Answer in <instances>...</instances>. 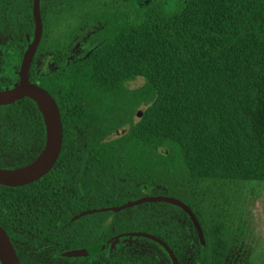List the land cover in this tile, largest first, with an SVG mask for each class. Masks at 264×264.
Segmentation results:
<instances>
[{
  "label": "trees",
  "instance_id": "trees-1",
  "mask_svg": "<svg viewBox=\"0 0 264 264\" xmlns=\"http://www.w3.org/2000/svg\"><path fill=\"white\" fill-rule=\"evenodd\" d=\"M31 3L0 0V89L17 81L20 60L5 61L1 44L18 43L21 58ZM39 9L29 80L55 99L63 137L39 179L0 184V224L20 264H60L92 240L106 242L105 264H172L152 236L179 264H224L245 182L264 179V0H40ZM137 76L143 83L127 88ZM44 135L33 99L0 105V167L30 162ZM144 194L185 202L203 246L177 205L109 209ZM92 207L105 209L72 219ZM116 235L144 244L110 250Z\"/></svg>",
  "mask_w": 264,
  "mask_h": 264
},
{
  "label": "water",
  "instance_id": "water-1",
  "mask_svg": "<svg viewBox=\"0 0 264 264\" xmlns=\"http://www.w3.org/2000/svg\"><path fill=\"white\" fill-rule=\"evenodd\" d=\"M31 12L33 19V32L31 39L28 35L27 46L21 56L19 68L17 71L18 79L12 86L0 89V105L10 104L20 98L28 97L33 99L40 111L44 125V143L39 153L28 163L17 168H1L0 167V184L7 186H19L30 183L39 179L42 175L54 165L61 150L62 145V122L60 119L59 107L53 96L41 85L29 80V67L38 46L42 34V20L39 9V0H32ZM141 113V109L136 112ZM138 112V115L140 113ZM121 128L117 133L121 134ZM145 201H166L179 206L190 217L199 237L201 245L204 244L203 233L200 224L191 210V208L183 201L168 195H150L144 194L115 206L109 207L110 210L117 211L132 205ZM105 209L104 207H92L79 211L72 216V219L86 213H93ZM160 244L163 245L168 253L172 264H179L177 257L170 246L157 236H152ZM118 238V235L114 239ZM85 252L84 249H71L64 252L65 255H79ZM0 261L1 264H20L16 250L10 240L6 230L0 224Z\"/></svg>",
  "mask_w": 264,
  "mask_h": 264
},
{
  "label": "rangeland",
  "instance_id": "rangeland-1",
  "mask_svg": "<svg viewBox=\"0 0 264 264\" xmlns=\"http://www.w3.org/2000/svg\"><path fill=\"white\" fill-rule=\"evenodd\" d=\"M1 50L3 58L7 62L13 59H20L19 45L12 40L2 42ZM143 81L144 79L141 76H137L127 80L125 86L134 88L141 85ZM146 106V104L140 103L135 109L134 117L138 118L139 116L138 112L140 110L136 112L137 109H141L143 112ZM119 128H121L122 132L125 130V126ZM117 135H119L117 131H114L108 135V138H113ZM234 228V235L224 264H264V179L245 182L244 191L237 206ZM19 237L22 238L23 236L19 235ZM108 243L109 249L115 248L116 243H120V245L144 244L133 238L121 240L110 238Z\"/></svg>",
  "mask_w": 264,
  "mask_h": 264
},
{
  "label": "flooded vegetation",
  "instance_id": "flooded-vegetation-1",
  "mask_svg": "<svg viewBox=\"0 0 264 264\" xmlns=\"http://www.w3.org/2000/svg\"><path fill=\"white\" fill-rule=\"evenodd\" d=\"M27 43H28V41H27ZM22 54H23V52H22ZM20 60H21V58H20ZM20 60H19V64H20ZM18 68H19V66H18ZM18 68H17V71H18ZM102 237L103 236L100 235L98 238L102 239ZM112 239H114V238H112ZM132 244H137V243H132ZM107 245H109L108 242H107ZM127 245H130V244H127ZM139 245H141V244H139ZM105 246H106V242H104V241H94V240H92V241L87 242V243H85L83 245H79L78 247H75V248L72 247L70 249H67V250H71V249H87L88 248V249H90V252H88V253L83 252L82 254H79V255H67L68 258L54 259L53 261H55L57 263H60V264H105V262H106V258H105L106 249H105Z\"/></svg>",
  "mask_w": 264,
  "mask_h": 264
}]
</instances>
